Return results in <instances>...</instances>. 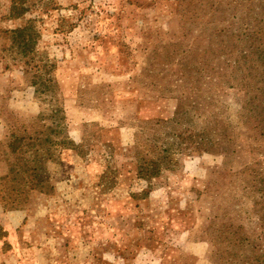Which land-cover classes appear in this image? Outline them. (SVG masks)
Wrapping results in <instances>:
<instances>
[{
  "label": "rangeland",
  "instance_id": "obj_1",
  "mask_svg": "<svg viewBox=\"0 0 264 264\" xmlns=\"http://www.w3.org/2000/svg\"><path fill=\"white\" fill-rule=\"evenodd\" d=\"M0 264H264V0H0Z\"/></svg>",
  "mask_w": 264,
  "mask_h": 264
}]
</instances>
